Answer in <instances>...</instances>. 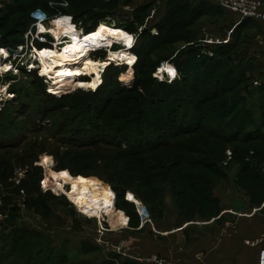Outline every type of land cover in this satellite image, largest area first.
<instances>
[{"label": "rangeland", "instance_id": "374dc122", "mask_svg": "<svg viewBox=\"0 0 264 264\" xmlns=\"http://www.w3.org/2000/svg\"><path fill=\"white\" fill-rule=\"evenodd\" d=\"M13 2V0H0V48L5 50L15 49L17 45L2 42L3 37L20 42L23 46L31 45L34 37L30 36L27 39L26 36L30 31H35L37 26V17L33 13H44L50 18L46 24L42 23L48 29L56 32L55 27L59 26L65 37L69 34L73 35V38L85 42V45L95 50L101 45L94 40L89 41L83 38L87 34L83 30L84 26L92 24L89 16L83 14L86 9L92 7V14L95 13V18L102 21L98 30L103 23L113 25L106 31L110 34L108 32L123 29V26L134 22L135 15L140 14L143 7L152 5L151 10L145 7L142 13L143 23L136 24V33L132 34L135 37L123 29L133 39L134 46L131 50L123 47L124 52H116L121 54L119 57L111 54L115 45L119 44L113 42L111 45H103L99 48L101 52L98 51L92 55L87 53L85 60L90 59V61L86 67L82 63H77L75 64V66L79 64L77 68L74 66L59 69L55 67L52 60L41 59V52L45 50L41 48L43 50H38L39 54L34 53L35 56L31 57L33 62L38 63V65L33 63L31 68L40 67V63L36 60L39 56L45 65V71L39 70L43 78L38 77L36 73L26 72L24 66L31 62L30 53L18 52L16 56L11 53L10 61L0 63V264H84V262L100 264L107 260L113 261L114 264H124L125 261L127 262L125 264H131L127 257L129 252L133 254L141 249L145 252L153 248L157 250L162 247V240L151 238L149 230H136L139 224L133 217L131 221L129 220L131 207L124 204L122 196L117 198L115 195L117 198L114 199L115 206L113 205V208L105 212L111 203V197L104 188L107 185L114 193H116L114 187L129 188L127 193H131L129 195L134 198L133 200L138 199L136 196L135 199L132 190L141 191L146 178L151 181L152 177L149 178L151 173H145L146 164L149 162L144 159L145 156L126 155L125 144L119 143L120 141L114 135L105 130L102 118L116 114L121 106V102H118L119 97L116 99L112 96L113 102L107 105L98 103L91 106L89 113L84 114L73 109V103L82 92H94L103 83L104 67L108 66L105 64L106 59L103 60V53L106 57L108 56V61H118L111 64L118 68L119 72L118 80L114 82L116 88L113 89L112 95L118 93L123 87L129 89L134 86L137 70L134 68L136 63L133 57L137 62L140 53L142 54L141 47H146L147 37L143 34L145 31L157 37L158 30L155 26L163 18L166 3H163V0H132L130 4H124L123 0H35L34 7L27 9L25 13H9L6 7ZM260 7L264 12V0ZM61 14L79 19L77 22L74 19L72 27L71 19L59 17ZM207 17L210 16L200 19L195 26L197 30H209L217 18L216 16ZM50 29L45 32H49ZM117 36L118 34L114 39ZM106 41L110 44L108 37ZM63 43L70 46L68 50L72 55L67 54L68 56H73L79 51L81 57L84 52V48L81 46L76 48L75 44L68 39L53 49L59 52L58 48ZM151 47L152 45H148L146 48ZM184 48H186L185 42L180 41L169 42L152 50L153 52H150L146 59L157 63L158 67L154 74L158 72V68L159 71H166L165 65L174 68L173 65L164 62L174 59L176 54L182 52ZM210 50H205L208 56L213 55ZM111 55L114 57L111 58ZM9 62L17 67L7 70L6 66ZM170 62L175 64L174 61ZM162 63H164L163 66H161ZM100 65H102L101 69L98 68ZM50 69L55 70V73L46 75ZM68 70L75 71V76L79 80L66 90H61L54 82L57 83L65 77L71 80L72 75L69 76ZM62 71H64L63 74ZM154 74L142 77L141 82L144 86L152 83L154 78L157 82L166 81L165 76H159L161 79H157ZM126 77L129 85L124 84L122 80ZM140 77L141 75L138 78ZM251 79L252 83L257 80L254 75ZM79 83L92 86L84 88L80 87ZM150 87L152 88V85ZM222 87L220 82L218 89ZM49 92L55 96L50 95ZM233 94L221 95L213 102L218 103ZM243 94L248 98L247 93ZM125 95L124 100L130 94ZM210 104L212 103L208 106ZM236 109L240 110V107ZM255 113L252 111L253 119L258 121L260 114ZM5 115L7 119L4 122L2 119ZM212 119L211 122L215 124L217 121L214 122ZM253 129V126L247 127L243 133ZM198 136L200 134L197 138ZM202 136L204 135L201 134L200 137ZM208 141V143H199L200 148L207 150L209 154L211 151L214 153L218 166L225 174L223 180L215 184L213 191L217 188L222 200L228 206L241 208L240 204L244 202L251 205L260 204L264 199V143L252 142L239 145L212 139ZM113 142L122 148L114 146ZM238 150L241 152H237ZM164 151L161 148L155 149L148 156H156L162 161V158L166 157L164 154L171 153ZM167 157L173 161L177 156L171 154ZM245 168H251L253 172ZM61 172L68 173L73 178H82L85 183L74 187L70 183L64 184ZM255 176L259 177L254 183ZM158 182L164 188L165 196L162 199V206L154 205L156 208L152 211L147 204L138 199L150 211L152 224L162 222L166 202H170L169 200L180 212L182 221L197 217L209 218L220 211L217 208V200L203 202L193 193H188L190 197L183 199L181 204L164 180ZM98 187L101 188L97 195L89 200L88 206L91 207L84 208L82 189L87 193H93ZM71 188L72 191L68 192ZM107 199L108 204L101 206V203ZM129 200L132 201V199ZM157 201L161 202V198ZM112 218L117 222L111 223ZM141 225L144 226L142 223ZM120 227L126 228L127 232L118 233L117 230ZM131 229L135 231L132 232ZM61 256L66 260L63 262L59 260L58 257ZM150 261L152 264H189L184 261L178 262L179 260H168L161 253L153 254Z\"/></svg>", "mask_w": 264, "mask_h": 264}, {"label": "trees", "instance_id": "16d2710c", "mask_svg": "<svg viewBox=\"0 0 264 264\" xmlns=\"http://www.w3.org/2000/svg\"><path fill=\"white\" fill-rule=\"evenodd\" d=\"M13 1V4H9L6 7L9 13H25L27 9L30 10L36 3L35 0H32V2L30 0ZM123 1L124 4H130L132 2V0ZM164 2L166 3V8L163 18L155 26L158 30L157 37L146 31L143 33L147 37L145 41L146 47L152 45V49L141 47L142 54L140 53L139 59L134 65V68L137 70L134 86L129 89L123 87L119 89L118 93L112 95L113 89L116 88L114 82L118 80L119 72L118 68L110 65L104 71L103 83L100 87L94 92H82L81 96H78L73 103V109L84 114L89 113L91 106L98 103L100 105H107L113 102L112 96L116 99L119 97L118 102H121V106L116 114L114 116L106 115L102 118V121L105 123V130L114 135L120 141L119 143L125 144L124 152H126V155L145 156L146 158L144 159L149 162V164H146L145 173H151L149 176V178L152 177L151 181L146 178L144 184L141 186V191L139 189L132 191L152 211L155 210L156 206H162V199L165 196L163 192L164 188H162V184H159V180H164L167 183L166 185L171 187L173 195L181 204L184 201L183 199L190 197L188 193L195 194L203 202L215 201L213 188L216 183L218 184L223 180L225 174L222 173V168L218 166V161L214 157V153L211 151L209 154L207 150L200 148L199 143H208V139L239 145L252 142L264 143V84L260 82L259 86L255 87L254 82L258 80H255L253 83L251 82V76H253V60L248 58V50L247 47H244V44H248L249 39L243 33V30L246 28L245 22L248 20H256L240 18L241 21L239 22L241 23L239 25L229 29L222 35L223 38L220 40L224 41L228 38V33L232 31L227 43L208 44L204 42L207 37L203 38V35L198 32L195 26L201 18L217 16L225 9L209 0H163ZM145 7H147L146 9H152L151 4ZM145 7L141 9L140 14L137 13L135 15L134 22L122 27L125 31L131 34L136 33V24L143 23L142 13L145 11ZM92 12V7H90L83 13L84 15H88L89 20L92 21L91 25L86 24L84 26L83 29L87 34L83 38L89 41L94 40L99 44L100 35L106 24L103 23L98 30L100 22L102 21L99 18H95L96 14H92ZM74 19L77 22L79 18L75 17ZM110 29L108 26L107 31ZM123 29L108 33L117 35L125 32ZM47 30L48 28L44 32ZM53 36L57 41L56 45H59L67 39L75 44L82 42L77 38H73V35L70 34L68 35L69 37H65L62 34V28L59 26L56 32L53 33ZM180 41L185 42L186 48L176 54L174 59L170 60L175 63L174 65L178 70L179 78L171 84L166 81L157 82L154 78L152 83L147 84V87L144 86L143 82H141L142 77L154 74L158 67L157 63H152L150 60H147L146 56L161 45ZM2 42L20 45V42L12 41L8 37H3ZM209 45L212 46L210 47ZM86 47L93 48L89 45H86ZM69 48H67L66 52L72 55L68 50ZM46 49L41 52V59L50 61L51 59L45 56V52H54L55 50ZM207 49H211L212 56H208L205 53ZM105 57L103 53V60ZM85 61H90V59H86ZM92 62L95 63L94 61ZM54 71L50 69V72L46 75L53 74L55 73ZM208 73L213 76H210ZM75 74V72L72 73L71 80L68 77L67 80L65 77L57 83L54 82V84L57 88L66 90L73 86L75 82H78L79 79H77ZM139 75H141L140 78H138ZM219 79H221L220 82L223 86L221 89H218ZM250 82L251 84H249ZM151 85L152 88L150 87ZM232 93L237 94L224 98L218 103L213 102L221 95ZM243 93H247L248 98ZM125 94H130L126 97V100H124ZM209 103L212 104L208 106ZM238 106L240 110L236 109ZM252 111L260 114L257 118L259 119L258 121L253 119ZM89 115L91 116L92 114L90 113ZM211 118H213L212 120L214 122H217L214 124L211 122ZM6 119L7 117L5 115L2 121L5 122ZM252 126L254 127L253 130H248L245 134L243 133L247 127ZM199 134L200 136L201 134L204 136H198L197 138ZM112 144L122 148V146H118L114 142ZM160 148L164 149V152L171 153L164 154L166 157L162 158V161L156 156H148L151 151ZM237 152H241V150ZM171 154L177 156L173 161H170V158L167 157L171 156ZM250 169L245 168V170L253 172ZM61 173L64 184L70 183L74 187L85 183V180L82 178H73L68 173ZM258 177L255 176L253 179L254 183ZM260 178L261 175L259 180ZM100 188L98 187L93 193H87L82 189L84 208L91 207L88 206L90 203L89 200L97 195ZM104 189L109 192L107 194L111 197V203L105 211L107 212L113 208L115 193L107 185ZM114 189L116 190L117 198L122 196L124 204L131 207L129 220L131 221L133 217L139 224L141 222L140 217L133 204L134 198L129 195L131 193L128 195L132 201L128 200L132 203L125 199V195L130 189H122L119 187H114ZM70 191H72V188L68 192ZM158 198H161V202L157 201ZM106 201L102 202L101 206L103 205L104 207L108 204L109 200L107 199ZM263 202L264 199L260 203ZM110 222L116 223L117 221L112 218ZM58 258L62 262L66 260L63 256ZM125 263L127 262L125 261ZM84 264L92 263L84 262ZM100 264L114 263L111 260H107L105 262L102 261Z\"/></svg>", "mask_w": 264, "mask_h": 264}, {"label": "crops", "instance_id": "0c3cea01", "mask_svg": "<svg viewBox=\"0 0 264 264\" xmlns=\"http://www.w3.org/2000/svg\"><path fill=\"white\" fill-rule=\"evenodd\" d=\"M216 17L209 30H198L203 38L220 40L229 29L241 23L237 14L227 10H222ZM245 26L243 33L248 37L249 43L244 44V47H247L248 58L253 60L252 73L264 84V22L248 20ZM128 194L126 193L125 199L130 202ZM213 196L218 201L220 212L209 218L197 217L182 221L180 212L169 200L161 223L153 222L142 226L139 222L136 230H149L151 238L162 240V247L147 252L142 249L138 253L129 252L127 257L130 263L152 264L150 257L161 253L168 260L189 264H264V202L258 205L244 202L240 204L241 208H236L225 204L217 188L213 191ZM131 231L134 232L135 229ZM117 232L127 231L120 227ZM246 241L259 243L251 246L246 245Z\"/></svg>", "mask_w": 264, "mask_h": 264}, {"label": "built area", "instance_id": "2783aa9c", "mask_svg": "<svg viewBox=\"0 0 264 264\" xmlns=\"http://www.w3.org/2000/svg\"><path fill=\"white\" fill-rule=\"evenodd\" d=\"M209 1L213 2L217 6H220L221 8H223L229 12H232V13L239 15L241 19H253L256 21L264 22V12L262 11V8L260 7L262 5V0H209ZM40 14L44 15L45 18L43 20H40L38 18V16H36L37 17L36 29H35V31H30V33H28V35L26 36L27 39L30 36L34 37L32 39L31 45L30 46H28V45L27 46L17 45L15 49L7 48L6 50L3 48H0V63L1 62L7 63V61H10L11 53H13L14 56H16V54L18 52H20V53L24 52L25 54L30 53L31 56H29V57L31 59V62L28 65L24 66L26 72L29 74L36 73L38 77L43 78L40 75L39 69H35V68L32 69L31 68L33 63L35 65H38V63L36 61L33 62L34 60L31 57L32 56L34 57L35 56L34 53H37V51L40 50L41 48L48 47V48L53 49V48L58 47V45H56L57 41H55V38L51 33H49V32L44 33L40 29V27H39L40 24H42V23L46 24L50 20V18H48L46 14H44V13H40ZM59 17L70 18L71 19L70 25L73 27V21H74L73 17L66 15V14L63 16L61 14V16H59ZM55 18H58V17H55ZM51 19H54V18H51ZM231 32L228 33V38L224 41H220L218 39L211 37V38H207L204 42L208 43V44L227 43L229 41V36H230ZM4 52H6V54L2 55V53H4ZM96 52H98V50L91 52V55L96 53ZM164 63L171 64L170 62H164ZM164 63H162L161 66H163ZM9 64L11 65V70L13 68L17 67V66L15 67L10 62H9ZM171 65H173L174 68L176 69L177 75H176L175 79L169 78V76L167 74L163 75V76H165L164 79L166 81H168L169 83H171L172 81L179 78V73H178L177 68L175 67L174 64H171ZM18 67H20V65ZM157 70H158V72L154 74V77H156L157 79H161V78H159V76H160L159 68ZM254 86H259V82L258 81L254 82ZM49 93H51V92H49ZM134 205H135L136 211L140 217L141 223L142 224H152L151 214H150V211L147 209V207L145 205H143L140 201H136V200H134ZM258 243H259V241H253V242L252 241H246V245H251V246H255Z\"/></svg>", "mask_w": 264, "mask_h": 264}, {"label": "bare ground", "instance_id": "6f19581e", "mask_svg": "<svg viewBox=\"0 0 264 264\" xmlns=\"http://www.w3.org/2000/svg\"><path fill=\"white\" fill-rule=\"evenodd\" d=\"M68 25H69V23H68ZM108 26H113L112 24H106L105 25V28L103 29V31H102V33H101V35H100V38H99V44L101 45V46H99V47H96L95 48V50H93V48H89V47H86V45H85V42H80V43H78V44H75V46H76V48H77V46H81L82 48H84V52H83V54L81 55V57H80V52L79 51H77L73 56H68L67 55V53H66V50H67V48H69L70 46H68L69 44H62V45H60V48H58V50H59V52H57V51H54V52H45V56L46 57H48L49 59H51L52 61H54V64H55V67L56 68H59V69H61V67L62 68H71V67H74L75 66V64H77V63H79V64H81L82 63V65H84V66H86V64L88 63V61H85V56H86V54L87 53H91V52H93V51H100L101 49H99V48H101V47H103V45H111L113 42L114 43H119V44H117V45H115V47H114V50L111 52V54H113V55H115L116 57H119L121 54H118L119 52H121L122 51V48L123 47H128L130 50L131 49H133V46H134V44H133V39L131 38V37H129L127 34H126V32H123V33H119L118 34V36L116 37V39H114V37L116 36H114L113 34H105L106 33V31H107V28H108ZM39 27H40V29L42 30V32H44V30L45 29H47L48 27H45L43 24H41V25H39ZM50 29V28H49ZM48 29V30H49ZM57 29V26L55 27V30ZM55 31L54 30H51L50 31V33L51 34H53ZM46 33V32H45ZM130 33V32H129ZM130 35L132 36V37H135L134 35H132L131 33H130ZM86 36V35H85ZM114 36V37H113ZM107 37L109 38V41H110V44L108 43V41H106V39H107ZM103 38H104V40H103ZM43 49H46V48H43ZM43 49H41V50H43ZM64 51H63V50ZM48 50H54V49H48ZM61 50V51H60ZM40 51V50H39ZM39 51L36 53V54H39ZM116 52H118V53H116ZM122 52H124V51H122ZM121 52V53H122ZM5 53V52H4ZM4 53H2V54H4ZM107 54H108V52H107ZM109 55V54H108ZM112 57H114V56H112L111 55V58ZM36 60L40 63V67H38L37 69H39L40 71H42V70H44L45 69V65H44V62L40 59V57L38 56V58H36ZM134 61V63H136V58L133 60ZM108 62V63H107ZM113 62H117L118 63V61H108V56L106 57V60H105V64H107L108 66H110L111 65V63H113ZM120 63V62H119ZM57 64V65H56ZM78 64V65H79ZM10 65V64H9ZM9 65H7L6 66V69L7 70H10L11 68H9ZM78 65H76L74 68H77V66ZM135 65V64H134ZM108 66H105L104 68L106 69ZM128 66V65H127ZM101 67H102V65H100L98 68L99 69H101ZM129 67V66H128ZM1 69H3V68H1ZM32 69H34V67L32 68ZM73 70H75V69H73ZM73 70H68L69 71V76L70 75H72V73L73 72H75V71H73ZM163 70H164V67H163ZM45 71V70H44ZM64 71H66V70H64ZM64 71H62V74H63V72ZM79 73V72H78ZM167 73H169L167 70L165 71H159V74H160V76H162V77H164L163 75H165V74H167ZM168 76H169V74H167ZM176 77V75L175 76H169V78H175ZM98 78H100V77H98ZM122 80H123V82H125L124 84H130L129 83V81H126L127 80V77L126 78H122ZM99 85V84H98ZM79 86L80 87H84V88H86V87H89V86H92V85H90V84H87V83H79ZM94 86V85H93ZM51 91V90H50ZM115 195H116V193H115ZM117 197V196H116ZM115 200H116V198H115ZM114 206H115V204H114Z\"/></svg>", "mask_w": 264, "mask_h": 264}, {"label": "clouds", "instance_id": "9594fccd", "mask_svg": "<svg viewBox=\"0 0 264 264\" xmlns=\"http://www.w3.org/2000/svg\"><path fill=\"white\" fill-rule=\"evenodd\" d=\"M33 15H34V16H38V18H39L40 20H43V19L45 18L44 15H42V14H40V13H33ZM68 19H70V18H68ZM133 59H135V58L133 57ZM165 69L169 72V74H170L171 76H175V75H176V71H175L174 68H169V67H167V65H165Z\"/></svg>", "mask_w": 264, "mask_h": 264}]
</instances>
